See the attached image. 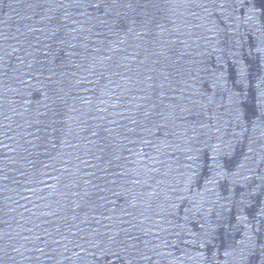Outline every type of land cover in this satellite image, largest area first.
I'll list each match as a JSON object with an SVG mask.
<instances>
[{"label":"water","instance_id":"water-1","mask_svg":"<svg viewBox=\"0 0 264 264\" xmlns=\"http://www.w3.org/2000/svg\"><path fill=\"white\" fill-rule=\"evenodd\" d=\"M0 264H264V0H0Z\"/></svg>","mask_w":264,"mask_h":264}]
</instances>
